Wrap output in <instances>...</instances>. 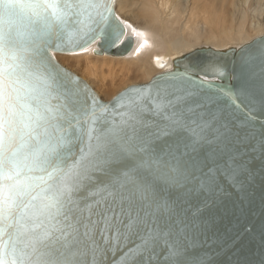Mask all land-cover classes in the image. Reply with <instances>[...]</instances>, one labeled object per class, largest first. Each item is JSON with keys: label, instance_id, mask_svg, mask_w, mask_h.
Segmentation results:
<instances>
[{"label": "snow or ice", "instance_id": "obj_1", "mask_svg": "<svg viewBox=\"0 0 264 264\" xmlns=\"http://www.w3.org/2000/svg\"><path fill=\"white\" fill-rule=\"evenodd\" d=\"M122 36L110 0H0V264H212L205 210L264 173V92L170 73L104 104L48 55Z\"/></svg>", "mask_w": 264, "mask_h": 264}, {"label": "water", "instance_id": "obj_2", "mask_svg": "<svg viewBox=\"0 0 264 264\" xmlns=\"http://www.w3.org/2000/svg\"><path fill=\"white\" fill-rule=\"evenodd\" d=\"M110 4L114 16L118 18L115 12V0H110ZM118 22L123 29V36L115 46L96 40L83 48H73L65 44L64 50H56L53 47L48 51L58 71L78 80L82 88L104 104L109 103L114 97L110 101L102 100L88 82L62 66L54 54L75 53L98 43L94 51L97 56H125L132 51L134 41L131 37H126V27L119 18ZM259 49H264V35L239 46L232 45L219 49L212 46L196 47L182 56L175 57L171 70L158 73L148 83L129 86L116 96L125 90L149 85L154 80L165 78L171 73L176 76H190L197 85L203 80L205 84L212 85L213 91L217 88L233 90L247 88L259 97L264 92V76L258 69L254 76L241 75V60L244 55L255 53ZM165 63L166 60H160L156 62V66L162 68ZM209 64L218 66L224 75L205 76L204 69ZM240 107L244 106L240 105ZM238 115L242 116V113ZM255 119L264 120V111L257 110ZM253 167L256 170L255 176L244 191L228 189L226 194L204 212V219L208 221L207 237L211 244V247L204 251L209 254L212 264H264V173L260 171L259 163Z\"/></svg>", "mask_w": 264, "mask_h": 264}, {"label": "bare ground", "instance_id": "obj_3", "mask_svg": "<svg viewBox=\"0 0 264 264\" xmlns=\"http://www.w3.org/2000/svg\"><path fill=\"white\" fill-rule=\"evenodd\" d=\"M136 1L139 4V12L135 15L128 12V0H115V12L126 27V37H131L134 41L133 52L129 53L130 55L127 59L123 58L128 54L125 56H112L113 58L111 55L97 57L108 65L110 63L114 65L113 62L117 60L119 64L124 66L119 72L121 77L129 74L131 76L140 75L150 78L156 72V62L160 60H166L162 68L157 67L161 70L160 73L169 71L173 67V59L197 47L201 39L207 38V42L205 43L209 44L212 42L219 43L224 38V42L221 43H224L225 47L248 43H244V40H246L244 36L245 17L239 24V28L235 29L225 25V21L229 18L226 15L224 19V31L218 37L213 35V33L207 37L206 34L196 28L199 24H204L212 30L216 29L217 22L212 21H214V17L218 18V16H216V13H212V2L220 3L222 0ZM243 1L249 2V0H224V10L227 6L231 8L229 12L228 10L226 11V14L238 9L240 3ZM217 21L221 24V20ZM97 46L98 43L93 44L90 46L91 48L89 47L87 48L88 50H85L89 54H94ZM85 50L83 51L85 52ZM118 75L114 73L115 77H118Z\"/></svg>", "mask_w": 264, "mask_h": 264}, {"label": "rangeland", "instance_id": "obj_4", "mask_svg": "<svg viewBox=\"0 0 264 264\" xmlns=\"http://www.w3.org/2000/svg\"><path fill=\"white\" fill-rule=\"evenodd\" d=\"M255 1L258 0H249L248 3L246 1H243L242 3H240L238 9L228 14H226V11L228 10L229 12L231 8L230 6H227L224 10V0H222L220 3L210 1L213 5L212 13H216V16H218V18L212 17L214 19V21L212 22H217L216 29L212 30L209 26L207 27L204 24H199L196 28L201 30L202 33L206 34L207 37L211 36L212 33L213 35H216L218 37L221 36L222 32L224 31V19L226 15L229 16V20L227 19L225 21V25L231 26L235 29L239 28V24L245 17L244 36L246 40H244V43L249 42L250 40L264 35V0H259L260 2ZM128 12L135 15L139 12V4L136 0H128ZM217 20H221V24ZM206 39H201L198 42L197 47L212 46L215 48L218 47V49L225 47L224 43H221L224 42V38L219 41V43L208 41L212 42L209 44L205 43L207 42ZM132 52H130V54ZM130 54H128L123 59H127ZM97 57L98 56L94 55L93 53L89 54L86 50L85 52L81 51L72 54L55 55L56 60L62 66L88 82V84L104 101H110L118 93L129 86L148 83L151 78H153L161 71L156 66H154L156 67V72H154L150 78H145L140 75L131 76L129 74H125L123 77H121V74H119V72L122 70L121 68H124L123 65L119 64L117 60L113 62L114 65H112V63L108 65L105 64L102 59ZM114 73H117V75L119 74L118 77H115Z\"/></svg>", "mask_w": 264, "mask_h": 264}]
</instances>
